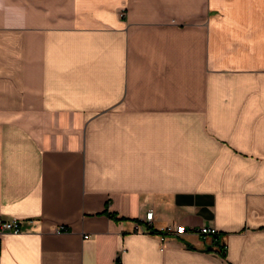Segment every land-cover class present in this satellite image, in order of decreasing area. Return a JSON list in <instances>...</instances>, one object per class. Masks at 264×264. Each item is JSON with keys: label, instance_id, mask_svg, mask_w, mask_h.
Returning a JSON list of instances; mask_svg holds the SVG:
<instances>
[{"label": "crops", "instance_id": "obj_1", "mask_svg": "<svg viewBox=\"0 0 264 264\" xmlns=\"http://www.w3.org/2000/svg\"><path fill=\"white\" fill-rule=\"evenodd\" d=\"M0 214V264H264V0H0Z\"/></svg>", "mask_w": 264, "mask_h": 264}, {"label": "built area", "instance_id": "obj_2", "mask_svg": "<svg viewBox=\"0 0 264 264\" xmlns=\"http://www.w3.org/2000/svg\"><path fill=\"white\" fill-rule=\"evenodd\" d=\"M124 14V12H122ZM154 212L149 211L145 217V220L147 222H150L153 220ZM0 230L2 233H14V234H20L23 233L22 229V222L20 219H13L10 221H6L3 219L2 215L0 214ZM61 230L58 229V232ZM163 235L168 234H184L187 231V228L184 224H180L178 226H170L166 230H163ZM199 232L204 235H217L218 229L216 227H209V226H203L199 229Z\"/></svg>", "mask_w": 264, "mask_h": 264}, {"label": "trees", "instance_id": "obj_3", "mask_svg": "<svg viewBox=\"0 0 264 264\" xmlns=\"http://www.w3.org/2000/svg\"><path fill=\"white\" fill-rule=\"evenodd\" d=\"M157 233H159V234H163L164 233V231H159V232H157ZM223 255L225 256V254L223 253Z\"/></svg>", "mask_w": 264, "mask_h": 264}]
</instances>
